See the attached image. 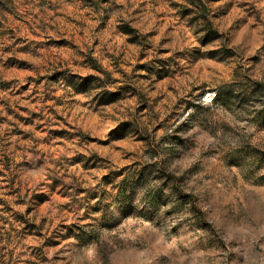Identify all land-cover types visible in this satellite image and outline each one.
<instances>
[{
	"label": "rangeland",
	"instance_id": "374dc122",
	"mask_svg": "<svg viewBox=\"0 0 264 264\" xmlns=\"http://www.w3.org/2000/svg\"><path fill=\"white\" fill-rule=\"evenodd\" d=\"M0 264H264V0H0Z\"/></svg>",
	"mask_w": 264,
	"mask_h": 264
}]
</instances>
